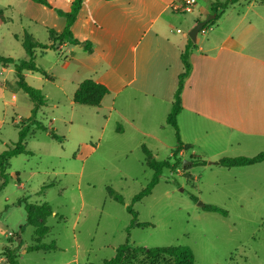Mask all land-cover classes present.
Listing matches in <instances>:
<instances>
[{"label": "rangeland", "instance_id": "374dc122", "mask_svg": "<svg viewBox=\"0 0 264 264\" xmlns=\"http://www.w3.org/2000/svg\"><path fill=\"white\" fill-rule=\"evenodd\" d=\"M209 1L197 0L193 12L175 14L176 30L188 33L197 20L215 14ZM71 10L67 0H49V6L34 0H0V58L11 60H0V154L18 142L17 125L31 117L35 107L16 84L15 64L27 59L23 37L29 33L49 44V30H63L64 14ZM83 51L70 46L37 49L36 65L53 80L24 71L27 83L46 98L36 120L48 131L33 129L25 141L32 154L10 160L6 185L0 178V264H10L6 251L18 264H103L127 241L147 248L189 246L195 264H264V164L234 169L210 165L226 157L253 156L228 143L224 149L206 148L200 138L195 149L180 152L178 169H164L152 194L134 204L138 221L149 226L128 229L132 216L126 206L154 174L142 147L158 161L175 163L176 132L165 124L154 130L156 110L146 111L153 125L143 119L133 123L130 115L145 110L138 102L128 105L123 97L115 99L112 92L100 107L76 104V83L90 79L88 72L78 73ZM5 80L13 82L11 89L3 87ZM51 131L61 140L53 139ZM109 187L125 205L109 196ZM26 203H46L53 209L45 224L49 233L41 243H54L56 250L28 251L37 240L34 227L26 223ZM199 203L228 215L204 210ZM142 258L135 253L123 264Z\"/></svg>", "mask_w": 264, "mask_h": 264}, {"label": "crops", "instance_id": "0c3cea01", "mask_svg": "<svg viewBox=\"0 0 264 264\" xmlns=\"http://www.w3.org/2000/svg\"><path fill=\"white\" fill-rule=\"evenodd\" d=\"M177 1L83 0L72 26L76 39L93 45L92 53L83 51L78 73L88 72L89 78L105 85L115 99L123 97L128 105L138 102L145 112L130 115L133 123L139 119L153 125V116H147L146 111L156 110L159 117L154 130L167 125L179 76L184 72L182 54L189 32L205 20H197L188 33L176 30L175 14H182L173 9ZM236 6L241 10L228 12ZM199 34L188 57L191 71L184 79L178 115L181 141L192 149L200 138L206 148L224 149L228 143L254 157L264 152V0H241ZM68 46L84 50L82 45L71 44L56 49ZM2 84L13 87L8 80Z\"/></svg>", "mask_w": 264, "mask_h": 264}, {"label": "trees", "instance_id": "16d2710c", "mask_svg": "<svg viewBox=\"0 0 264 264\" xmlns=\"http://www.w3.org/2000/svg\"><path fill=\"white\" fill-rule=\"evenodd\" d=\"M43 5L49 6L47 0H34ZM241 0H226L225 2H220L219 0H215L212 4V9L215 14H217L216 18L210 21L208 24L213 23L218 20L220 14L227 10L230 6H233L239 3ZM83 0H73L72 2V10L66 14L64 17L66 18V26L62 31H56L55 29H50V43L42 44L40 43L32 34L26 33L23 37V48L27 53V59L15 64V71L17 76V84L18 86L24 90V92L29 96V98L34 102L35 107L32 111V116L26 120H23L18 123V142L15 143L11 148L3 151L0 154V178L3 179V185H6L7 174L6 171L9 167L10 160L19 155H30L32 154L27 149L26 138L29 133L33 130H43L48 131V128L43 125L41 122L36 120V115L39 109L46 104V98L43 95L42 91L34 88L29 85L23 75L24 70L36 71L41 73L42 75L48 77L47 73L39 68L35 63V51L36 49L43 50H56L57 45L63 44H71L74 46L81 45L78 39H76L72 32V26L77 19V16L81 10ZM221 11V13H220ZM2 15L0 11V16ZM207 24V25H208ZM205 28V27H204ZM203 28V29H204ZM84 50L88 53L93 52V45L91 42H84ZM196 45L194 42L189 39L188 44L185 48L184 53L182 54V62L184 64V72L179 76L178 87L175 92L174 102L172 105V109L167 117L166 124L172 126L176 132V138L178 140V146L173 151L172 157L176 160L175 163H171L170 160L158 161L154 158L152 152L146 147L143 146V152L145 154V162L146 165L154 171L153 177L148 185L137 195L134 196L132 204L127 205L126 209L128 213L132 216L131 223L128 229L133 227H147L148 223H140L138 221V213L134 209V204L140 202L144 198L150 196L154 190V188L160 182V176L164 169L176 170L178 169V158L177 155L190 147L188 145H184L181 141L180 131L178 126V115L182 111V92L184 89V79L188 76L191 71V64L188 61L189 53L192 48ZM1 61H11L10 59H6L1 57ZM110 93V90L103 84L97 83L92 79H86L80 83L79 87L74 93V102L78 105L89 106V107H100L103 99ZM50 135L55 140H61L59 136H57L53 131L50 132ZM264 162V152L254 156V157H226L222 158L218 161L217 164L225 167V168H240L246 166H252L259 163ZM187 169V168H185ZM5 170V171H3ZM42 188L41 190H43ZM109 196L114 199L116 202L125 205L124 198L118 194L112 188L107 189ZM191 199L197 201L195 196H191ZM204 210L221 214L223 216H227V211L212 205H205L203 207ZM25 210L27 212V225L34 227L35 229V238L37 240V244L33 245L28 249L30 252H38V251H54L57 249V246L53 243L50 245L42 244L41 240L45 238L49 229L46 227V219L53 215V209L48 204H32L26 203ZM129 231V230H128ZM9 257L10 264H18L15 257L13 256L11 251H6ZM139 253L143 258L135 262L132 260L131 264H195V255L193 250L189 246H168V247H135L129 241L125 244L119 246L116 249L115 256L103 264H123L129 256L132 254Z\"/></svg>", "mask_w": 264, "mask_h": 264}, {"label": "water", "instance_id": "95a60500", "mask_svg": "<svg viewBox=\"0 0 264 264\" xmlns=\"http://www.w3.org/2000/svg\"><path fill=\"white\" fill-rule=\"evenodd\" d=\"M216 18V14H213L209 17H207L205 20L200 21L190 32H189V38L195 43L197 41V36L199 34L200 31L203 30V28L212 20H214ZM82 46H85V44H81ZM189 163H186L184 166H187ZM200 207H204L205 204L204 203H199Z\"/></svg>", "mask_w": 264, "mask_h": 264}, {"label": "built area", "instance_id": "2783aa9c", "mask_svg": "<svg viewBox=\"0 0 264 264\" xmlns=\"http://www.w3.org/2000/svg\"><path fill=\"white\" fill-rule=\"evenodd\" d=\"M196 3L197 0H178L174 3L173 9L183 14L193 12Z\"/></svg>", "mask_w": 264, "mask_h": 264}]
</instances>
